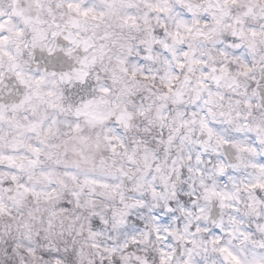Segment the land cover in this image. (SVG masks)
Wrapping results in <instances>:
<instances>
[{
    "label": "snow or ice",
    "instance_id": "1",
    "mask_svg": "<svg viewBox=\"0 0 264 264\" xmlns=\"http://www.w3.org/2000/svg\"><path fill=\"white\" fill-rule=\"evenodd\" d=\"M0 264H264V0H0Z\"/></svg>",
    "mask_w": 264,
    "mask_h": 264
}]
</instances>
